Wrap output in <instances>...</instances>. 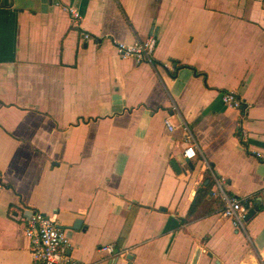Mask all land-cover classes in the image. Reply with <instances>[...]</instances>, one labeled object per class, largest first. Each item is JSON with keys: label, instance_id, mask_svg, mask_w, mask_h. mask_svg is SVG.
<instances>
[{"label": "crops", "instance_id": "obj_1", "mask_svg": "<svg viewBox=\"0 0 264 264\" xmlns=\"http://www.w3.org/2000/svg\"><path fill=\"white\" fill-rule=\"evenodd\" d=\"M31 211L82 264H264V0H0V264Z\"/></svg>", "mask_w": 264, "mask_h": 264}, {"label": "built area", "instance_id": "obj_2", "mask_svg": "<svg viewBox=\"0 0 264 264\" xmlns=\"http://www.w3.org/2000/svg\"><path fill=\"white\" fill-rule=\"evenodd\" d=\"M67 12L70 17L78 21L80 16L77 10L68 7ZM88 39V35H83ZM157 40L150 35L144 41H137L131 45L120 42L115 43L117 52L121 57H131L136 63L151 62ZM222 103L230 108L238 109L241 106L240 100L234 91L228 90L221 94ZM170 128V124L166 122ZM182 157L190 160L195 157V145L192 138L186 135L182 143ZM218 182V189L224 200L222 216L232 219L233 223L242 226L245 222L248 211L243 207L241 201L224 194L221 184ZM24 236L29 242V252L36 264H82L73 259L69 254V240L65 231L59 227L50 217L39 211H31L24 220ZM112 252V247L104 248Z\"/></svg>", "mask_w": 264, "mask_h": 264}, {"label": "water", "instance_id": "obj_3", "mask_svg": "<svg viewBox=\"0 0 264 264\" xmlns=\"http://www.w3.org/2000/svg\"><path fill=\"white\" fill-rule=\"evenodd\" d=\"M172 166H173V168L176 170V171H178L177 170V166L175 165V163L174 162H172ZM257 211V209H250L249 211H248V213H247V216H246V218H245V221H248L254 214H255V212ZM79 224V222H76V224H75V226H77Z\"/></svg>", "mask_w": 264, "mask_h": 264}]
</instances>
